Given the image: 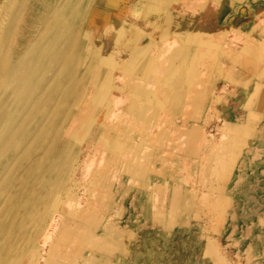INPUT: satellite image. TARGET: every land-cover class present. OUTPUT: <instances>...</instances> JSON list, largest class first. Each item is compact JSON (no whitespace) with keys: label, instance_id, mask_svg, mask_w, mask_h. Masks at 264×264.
I'll use <instances>...</instances> for the list:
<instances>
[{"label":"rangeland","instance_id":"obj_1","mask_svg":"<svg viewBox=\"0 0 264 264\" xmlns=\"http://www.w3.org/2000/svg\"><path fill=\"white\" fill-rule=\"evenodd\" d=\"M151 4L159 12L189 13L185 30L167 35L159 52L165 38L153 29L131 56L133 65L148 62L135 75L149 86L135 100L142 98L138 109L156 120L143 127L129 121L132 104L122 101V111L104 122L114 137L104 138L111 157L109 148L82 135L65 156L86 158L87 170L58 194L62 210L68 206L76 219L52 213L49 199L39 214L52 213L54 221L46 217L39 228L49 235L47 226L56 223L51 249L63 251L60 264H264V0ZM172 17L175 28L180 20ZM179 44L187 54L171 55L160 71L161 55ZM56 145L57 160L64 152ZM88 147L105 159H87ZM40 186L25 182L21 193L46 192ZM27 249L59 263L36 244Z\"/></svg>","mask_w":264,"mask_h":264},{"label":"bare ground","instance_id":"obj_2","mask_svg":"<svg viewBox=\"0 0 264 264\" xmlns=\"http://www.w3.org/2000/svg\"><path fill=\"white\" fill-rule=\"evenodd\" d=\"M181 1L0 0V264H50L38 249L29 253L27 248L33 244L45 248L51 261L61 263L63 251L51 249L52 235L59 233L56 223L47 226L49 235L41 232L39 224L46 217L47 222L54 221L52 213L57 211L76 219L68 206L62 210L64 200L58 194L68 192L67 184L86 172L84 165L88 163L77 155L67 160L65 151L82 143L83 135L86 143L109 148L107 156L111 157L115 151L104 138L109 141L113 136L104 122L112 112L122 111V101L132 104L129 121L135 120L142 127L154 121V112L138 109L142 98L135 100L137 93L149 85L138 82L136 71L143 72L141 67H147L148 62L143 57L141 65H133L134 51L145 32L163 31L165 39L157 43L159 52L168 36L185 30L182 23L189 15L187 10L164 14L157 6L151 9V3L165 8ZM174 15L180 25L171 28ZM187 50L179 44L168 55H161L164 69L160 71H167L171 55L177 52L185 56ZM61 119L66 121L63 129L59 127ZM56 143L64 152L57 160L53 155ZM85 150L87 159H103L96 156L97 150ZM61 165L66 168L59 169ZM23 166L22 175H14ZM13 182L19 184L15 189ZM25 182L41 184L46 192L22 194ZM49 199L55 204L52 213L39 214L38 207ZM83 251H79V257Z\"/></svg>","mask_w":264,"mask_h":264}]
</instances>
